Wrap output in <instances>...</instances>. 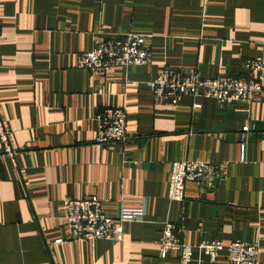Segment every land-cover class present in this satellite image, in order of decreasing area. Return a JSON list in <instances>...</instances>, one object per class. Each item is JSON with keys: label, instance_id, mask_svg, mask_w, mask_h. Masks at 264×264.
I'll use <instances>...</instances> for the list:
<instances>
[{"label": "crops", "instance_id": "obj_1", "mask_svg": "<svg viewBox=\"0 0 264 264\" xmlns=\"http://www.w3.org/2000/svg\"><path fill=\"white\" fill-rule=\"evenodd\" d=\"M127 31L147 35L146 64L77 66L95 34ZM262 54L264 0H0V120L15 151L0 155V264H179L177 250L159 256L166 219L193 246L188 264H230L201 239L257 243L264 264V92L170 104L146 84L163 65L240 75ZM104 106L126 110L122 142H94ZM183 158L216 162L221 181L187 182L169 200L171 162ZM89 196L110 215L123 205L144 215L123 223L121 240L73 239L63 201Z\"/></svg>", "mask_w": 264, "mask_h": 264}, {"label": "built area", "instance_id": "obj_2", "mask_svg": "<svg viewBox=\"0 0 264 264\" xmlns=\"http://www.w3.org/2000/svg\"><path fill=\"white\" fill-rule=\"evenodd\" d=\"M146 34L127 31L116 35L95 34L93 46L79 52L77 66L92 72H107L121 66L129 69L143 65L151 57ZM153 98L158 102L176 104L183 96L193 98H215L223 103L254 101L257 92H264V55L247 58L240 75L219 74L215 77L203 76L195 68H176L163 65L156 75L146 80ZM194 103V108H199ZM126 110L121 106H104L94 114L96 134L94 142L107 144L122 142L126 138ZM243 126L241 137L250 130ZM242 146V145H241ZM15 151L9 140V132L0 120V155L14 160ZM221 181L219 165L201 159L183 158L173 160L167 188L169 200L181 201L185 197L187 182H193L205 189ZM64 223L73 239L93 240L98 238L121 240L123 223L142 219V206H121L118 214L110 215L103 209L102 201L96 197L66 198L63 201ZM158 239L159 256L165 258L170 250L179 252V264H188L193 246L183 241L181 228L169 221L162 222ZM60 241V240H58ZM197 247L210 259L224 254L230 264H255L259 253L257 243L235 240L228 243L220 239H201Z\"/></svg>", "mask_w": 264, "mask_h": 264}]
</instances>
